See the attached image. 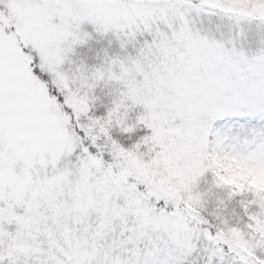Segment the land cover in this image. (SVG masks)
I'll list each match as a JSON object with an SVG mask.
<instances>
[{"label": "snow or ice", "instance_id": "snow-or-ice-1", "mask_svg": "<svg viewBox=\"0 0 264 264\" xmlns=\"http://www.w3.org/2000/svg\"><path fill=\"white\" fill-rule=\"evenodd\" d=\"M264 0H0V264H264Z\"/></svg>", "mask_w": 264, "mask_h": 264}, {"label": "trees", "instance_id": "trees-1", "mask_svg": "<svg viewBox=\"0 0 264 264\" xmlns=\"http://www.w3.org/2000/svg\"><path fill=\"white\" fill-rule=\"evenodd\" d=\"M259 186H264V181L257 179L255 181Z\"/></svg>", "mask_w": 264, "mask_h": 264}]
</instances>
